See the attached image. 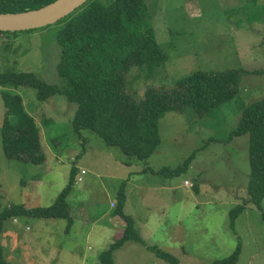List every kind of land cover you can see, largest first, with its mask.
<instances>
[{
	"label": "rangeland",
	"instance_id": "1",
	"mask_svg": "<svg viewBox=\"0 0 264 264\" xmlns=\"http://www.w3.org/2000/svg\"><path fill=\"white\" fill-rule=\"evenodd\" d=\"M144 1L164 63L133 67L128 90L135 99L149 88L172 90L197 72L263 69L264 0ZM55 33L56 25H50L2 36L0 74L28 73L62 86ZM9 89L36 120L49 156L45 165L7 158L0 93V212L11 205L51 206L70 184L74 167L76 177L69 197L70 232L67 220L7 219L0 235L7 263L101 264L100 255L122 231L113 219L124 189V213L134 216L144 243L171 254L179 264H213L237 247L238 264H264V210L245 205L230 227L229 213L246 198L250 170L248 135L228 141L243 108L264 98V75L242 74L231 99L207 114L192 107L166 113L159 121L160 144L145 159L108 147L89 130L77 138L73 122L78 104L63 96L41 102L32 88ZM193 153L189 166L177 173ZM114 262L169 264L133 241L115 252Z\"/></svg>",
	"mask_w": 264,
	"mask_h": 264
},
{
	"label": "trees",
	"instance_id": "2",
	"mask_svg": "<svg viewBox=\"0 0 264 264\" xmlns=\"http://www.w3.org/2000/svg\"><path fill=\"white\" fill-rule=\"evenodd\" d=\"M54 1L0 0V14L37 10ZM149 15L144 0H89L73 14L53 24L56 25L55 39L61 52L56 71L62 86L48 85L28 73L0 74V93L5 108L1 137L7 158L43 165L49 156L36 120L24 111L21 98L12 94L9 88H32L41 102L63 96L69 103L78 104L73 122L77 138H82V131L89 130L108 147H117L126 155L145 159L160 144L159 121L166 113L182 112L192 107L200 115L207 114L231 99L233 88L242 74L264 75V67L252 71L197 72L180 80L172 90L149 88L142 99H135L133 92L128 90L133 67L164 63ZM10 34L13 33L0 32V38ZM243 135H248L250 171L245 187L246 198L229 213L232 229L245 205L264 210V98L243 108L228 141ZM194 157L195 153L177 173L185 170ZM82 171L86 174L85 170ZM75 177L74 167L70 184L51 206L25 208L11 205L3 209L0 212V235L3 222L17 217L67 220L69 233L74 224L69 197ZM126 199L124 189H121L115 216L122 219L123 230L100 255V263L115 264V252L133 241L146 247L158 260L179 264L171 254L144 243L135 229L134 219L124 213ZM240 253L241 249L237 247L232 254L213 264H238ZM0 264H9L3 260L1 242Z\"/></svg>",
	"mask_w": 264,
	"mask_h": 264
},
{
	"label": "water",
	"instance_id": "3",
	"mask_svg": "<svg viewBox=\"0 0 264 264\" xmlns=\"http://www.w3.org/2000/svg\"><path fill=\"white\" fill-rule=\"evenodd\" d=\"M89 0H56L40 9L0 14V32H25L50 26L83 7Z\"/></svg>",
	"mask_w": 264,
	"mask_h": 264
},
{
	"label": "crops",
	"instance_id": "4",
	"mask_svg": "<svg viewBox=\"0 0 264 264\" xmlns=\"http://www.w3.org/2000/svg\"><path fill=\"white\" fill-rule=\"evenodd\" d=\"M47 163V162H46ZM43 165H45V163H43ZM127 197V199H126V203H125V207H124V211L126 210V208H127V206H128V196H126ZM115 204V203H114ZM111 207H112V204H111ZM127 215V214H126ZM132 216V218L134 219V216L133 215H131ZM121 218L119 217V216H117V217H114V219H113V222H114V224H118L119 222H120V226H121V228H122V230H123V226H124V223L123 222H121ZM15 222V221H14ZM118 226V225H117ZM121 232L122 231H119V235L121 234ZM118 235V236H119Z\"/></svg>",
	"mask_w": 264,
	"mask_h": 264
},
{
	"label": "built area",
	"instance_id": "5",
	"mask_svg": "<svg viewBox=\"0 0 264 264\" xmlns=\"http://www.w3.org/2000/svg\"><path fill=\"white\" fill-rule=\"evenodd\" d=\"M82 174H85V172L82 171ZM185 185H186V186H190L189 182H186ZM113 207H114V205H113Z\"/></svg>",
	"mask_w": 264,
	"mask_h": 264
}]
</instances>
